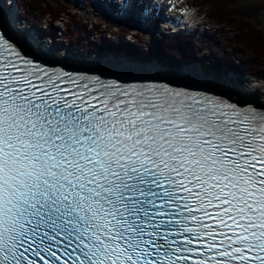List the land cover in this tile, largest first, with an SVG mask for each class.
<instances>
[{
    "label": "snow or ice",
    "instance_id": "obj_1",
    "mask_svg": "<svg viewBox=\"0 0 264 264\" xmlns=\"http://www.w3.org/2000/svg\"><path fill=\"white\" fill-rule=\"evenodd\" d=\"M61 244L71 264H264V110L73 77L0 33V264Z\"/></svg>",
    "mask_w": 264,
    "mask_h": 264
},
{
    "label": "trees",
    "instance_id": "obj_2",
    "mask_svg": "<svg viewBox=\"0 0 264 264\" xmlns=\"http://www.w3.org/2000/svg\"><path fill=\"white\" fill-rule=\"evenodd\" d=\"M17 2L22 11L21 16L34 26L44 24L45 27L41 29L43 34L54 42L59 40L61 45H65L67 48L86 49L89 52L107 53L111 51L116 54L123 53L136 56L141 61L156 58L161 63L177 61L182 64L199 61L202 65L207 64L206 59L196 60L197 58L191 54L190 50H193L194 45L193 37L175 36L169 38L166 35L161 37L154 35L147 48L138 43L136 37L135 39L126 40V32L115 31L118 27L117 25L101 28L102 21L96 19V23L90 24V18H86V13L84 12L85 15H80L75 8L77 0H17ZM232 2L233 0H204L201 5L209 7L208 16L210 18H216L215 20L219 22L233 21L237 23L238 28L244 32L240 40L248 44L249 47L251 46L255 53V55L248 57L250 62L241 60V65L233 63L229 52H223L225 48L221 47L216 40H213V35L210 34H205L202 38L197 39L196 44H201L203 47H198L196 50L199 51L201 48L209 49L213 65L220 71L246 73L250 67L249 63L257 64L260 60L264 61V37L260 34V28L250 23V21L237 19L233 16L232 13L234 11L229 8ZM56 3H65V5H61V8H58ZM195 3H201V1L195 0ZM65 15L68 17L66 18ZM59 19H66L62 27H57L54 24ZM150 47H152L151 50H148ZM208 67L213 68L211 66Z\"/></svg>",
    "mask_w": 264,
    "mask_h": 264
},
{
    "label": "rangeland",
    "instance_id": "obj_3",
    "mask_svg": "<svg viewBox=\"0 0 264 264\" xmlns=\"http://www.w3.org/2000/svg\"><path fill=\"white\" fill-rule=\"evenodd\" d=\"M191 1V0H190ZM195 2V0H193ZM201 3H198V5H201L204 0H200ZM79 2H82L84 4V0H80ZM55 3V2H54ZM83 4H79L75 8L79 11L80 15H85L84 12L86 13V18H90V24L91 23H96V20L102 21L101 28H107V25H117L118 30L121 32H126L125 39H136L138 40V43L142 44L144 47H149L152 36L156 37H161L164 36L161 33V30L159 29L158 31L155 32V34H151V31L148 32H136L139 29H132L135 26V23L133 21H116L111 19L108 15V18L104 19V16L100 14L99 11L93 10L91 6H88V8H85L83 10ZM58 8H61V5H65V3H56ZM82 7V8H81ZM200 12H204L206 15L204 17V21L206 22L204 25L206 27H209L208 32L212 33V39L216 40L218 44L225 48L223 49V52H229L230 56H232V62L235 64H240L242 63L241 60L249 61L248 57L250 55H255L253 49L251 46L249 47L248 44L245 42L241 41L240 38L244 32H242L239 28L237 23L231 21H216L215 19H212L208 16L209 13V7L208 6H203L198 7ZM229 8L233 10L234 12L232 13L233 16H235L237 19H244L247 21H250V23L254 24L256 27L260 28V34L264 37V0H233V2L230 4ZM25 9V8H24ZM96 9V8H95ZM211 11V9H210ZM19 12L21 13V9H19ZM27 14V12H26ZM66 14V13H65ZM26 17V15L24 14ZM67 18L68 16L65 15ZM96 19V20H95ZM24 25H27L30 23L28 20H25ZM64 22H66V19L64 20H58L55 22V26L57 27H62ZM30 25V24H29ZM45 25H39V32H42V28H44ZM131 28V29H130ZM130 29V31H128ZM205 33V32H204ZM19 35L24 37V35L20 34ZM138 35V37H137ZM169 38H173V36L168 35ZM197 36L193 37L194 45H193V50H190L191 54L194 55L196 60L201 61V58L207 60V64L202 65L203 69L206 71V75L215 76V78L223 81L224 83L228 84L230 86V94L234 96L235 98L238 99H245L249 95H257L260 96L262 99V102L264 105V61L258 62L257 64H251L249 63L250 67L248 69V72L243 73L240 71H233L235 74L234 75H223L225 72L220 71L219 69L215 68L213 65V59H211V51L209 49L201 48L199 51L196 49L198 47H203L201 44H196L197 40L195 39ZM43 44L39 45L38 47L46 53L50 57H58V58H70V59H75L77 61H87L90 60L93 63L97 62H118L122 61V58H128L132 62H135V64L138 65H143L147 62L144 61H138L134 60L133 57H125L122 56V58H119L116 53L108 51V53H95V54H90L86 49L85 50H79L77 48H67L65 45H61L59 40H56L57 44L51 45L48 44V40L44 38ZM59 42V43H58ZM63 44V43H62ZM67 46V44H66ZM152 47H150L148 50H151ZM49 51V54H48ZM221 51V49H220ZM95 52V51H94ZM189 65L193 64H198L199 61H191ZM180 62L177 61H169L167 62H162L161 65L159 66L165 70H167L170 74H176L179 73L180 71H183V66L180 67ZM193 64V65H194ZM259 64V65H258ZM189 65L185 66L188 67ZM208 66H211L213 68H209ZM253 73V75H252ZM247 95V96H246Z\"/></svg>",
    "mask_w": 264,
    "mask_h": 264
},
{
    "label": "bare ground",
    "instance_id": "obj_4",
    "mask_svg": "<svg viewBox=\"0 0 264 264\" xmlns=\"http://www.w3.org/2000/svg\"><path fill=\"white\" fill-rule=\"evenodd\" d=\"M80 1V0H79ZM10 2H13V0H0V17L5 20L4 17V13H3V3L9 5ZM93 2L92 0H84V4H88ZM178 2V0L174 1L172 3V7H176V3ZM132 1L130 4L131 9L133 8L132 6ZM5 6V8H6ZM95 10V9H94ZM187 14V13H186ZM189 14H187L188 16ZM149 17V15H147L145 17V19H147ZM205 17V16H204ZM204 19V18H203ZM186 19L184 17L180 18L181 23H183ZM110 27V25H107ZM170 28H172V26H169L168 30L170 32ZM182 28V27H181ZM166 29V28H164ZM174 31H177L176 28H172ZM171 33V32H170ZM205 34H209V33H204L201 32L200 35L198 37H196L195 39L197 40L198 38H202ZM15 39L19 42V44L23 45V46H28L32 49H34L37 52L42 53L43 55H47L46 53H44L39 47H34V46H30L29 45V41L27 38L20 36L18 33H13ZM138 37V35H137ZM108 53V52H107ZM49 54V51H48ZM57 60H61L62 62H68V63H79L80 65L83 66H91V65H95L97 67L100 68H110V69H128L131 71H136L138 73H154L157 74L158 76L170 79V80H177V81H199L201 83H203L206 86L212 87L213 89H218L220 90L223 94L232 96L230 94V86L226 83H224L223 81L215 78V76H209L206 75V71L203 69L202 64L199 62L198 64H191L188 67H184L183 71H180L179 73L176 74H170L167 70L159 67L160 65L156 64V62L154 61H150L147 62L146 60L144 62H147L145 64L138 65L135 64V62H132L131 60H129L128 58H122V56H120L119 58H122V61H118V62H97V63H93L90 60L87 61H83L81 63V61H77L75 59H70V58H58V57H53ZM248 95V96H247ZM246 98L243 99L245 101H250L256 105H259L261 107H264L262 99L260 96L257 95H249L247 94ZM238 99V98H236Z\"/></svg>",
    "mask_w": 264,
    "mask_h": 264
},
{
    "label": "water",
    "instance_id": "obj_5",
    "mask_svg": "<svg viewBox=\"0 0 264 264\" xmlns=\"http://www.w3.org/2000/svg\"><path fill=\"white\" fill-rule=\"evenodd\" d=\"M1 23V22H0ZM1 25L3 26V28L5 29L4 23H1Z\"/></svg>",
    "mask_w": 264,
    "mask_h": 264
}]
</instances>
